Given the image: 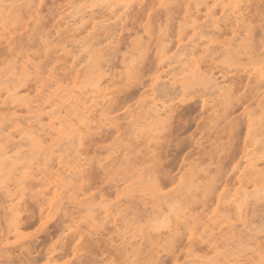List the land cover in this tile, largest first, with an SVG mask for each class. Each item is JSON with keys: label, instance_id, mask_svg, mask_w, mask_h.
<instances>
[{"label": "rangeland", "instance_id": "obj_1", "mask_svg": "<svg viewBox=\"0 0 264 264\" xmlns=\"http://www.w3.org/2000/svg\"><path fill=\"white\" fill-rule=\"evenodd\" d=\"M253 68L264 74V0H0V264H264ZM103 72L107 102L88 130L63 115L37 124L36 100ZM72 166L81 174L47 185Z\"/></svg>", "mask_w": 264, "mask_h": 264}, {"label": "bare ground", "instance_id": "obj_2", "mask_svg": "<svg viewBox=\"0 0 264 264\" xmlns=\"http://www.w3.org/2000/svg\"><path fill=\"white\" fill-rule=\"evenodd\" d=\"M82 1V0H81ZM219 1V0H218ZM80 2V1H79ZM233 2V1H232ZM218 4V3H217ZM83 5V4H82ZM115 5V4H114ZM118 7H120V9L123 11V12H125V11H127L128 10V8H129V4H120V3H117L116 4ZM115 5V6H116ZM101 6V5H100ZM108 6V5H107ZM105 7V6H104ZM98 8V7H97ZM103 8V7H102ZM87 9V8H86ZM94 9V8H93ZM107 9V8H106ZM112 9V8H111ZM114 9V8H113ZM15 10V9H14ZM91 10V9H90ZM89 10V11H90ZM99 10V9H98ZM110 10V9H109ZM211 11V10H210ZM75 12V11H74ZM86 12H88V11H86ZM85 12V10H84V13H86ZM91 13L93 12L92 10L90 11ZM79 13V12H78ZM78 13H76V14H78ZM210 13V12H209ZM209 13H208V15H209ZM221 13H224V11L221 9ZM74 14V13H73ZM72 15V14H71ZM83 15V14H82ZM76 16V15H75ZM81 16V15H80ZM110 16V15H109ZM230 16H231V21H232V24H233V26L232 27H234L235 29H233L232 31L234 32L238 27H239V25H238V21H239V18H240V13H239V5H238V3H235L234 5H232L231 7H230ZM71 17V16H70ZM76 17H78L79 18V16H76ZM208 17V16H207ZM68 18V17H67ZM77 18V19H78ZM121 18V17H120ZM119 18V19H120ZM83 20V19H82ZM73 21V20H72ZM72 21H70V22H72ZM205 21V20H204ZM102 23V22H101ZM107 23V22H106ZM103 25V27H104V23L102 24ZM106 25V24H105ZM199 25V24H198ZM101 26V25H100ZM200 26H201V24H200ZM97 27H98V25H96V29H97ZM102 27V26H101ZM101 27H100V29H101ZM79 28H81V27H79ZM105 28H106V26H105ZM197 28H199V27H197ZM10 29V28H9ZM12 29V28H11ZM10 29V30H11ZM104 29V28H103ZM196 29V28H195ZM194 29V30H195ZM200 29V28H199ZM95 30V29H94ZM14 31V30H13ZM16 31V30H15ZM91 32V31H90ZM93 32V31H92ZM95 32V31H94ZM92 33V34H95V33ZM99 32H101V31H99ZM206 32V31H205ZM83 33V32H82ZM104 33H105V31H104ZM208 33V32H207ZM85 34V33H84ZM90 34V33H89ZM98 34V33H97ZM103 34V33H102ZM202 34H204V32L202 33ZM5 35V34H4ZM88 35V34H87ZM86 35V36H87ZM99 35V34H98ZM194 35H196V32L194 31ZM92 36V35H91ZM97 36V35H96ZM211 36V35H210ZM111 37V36H110ZM88 38H89V36H88ZM93 38V37H92ZM91 38V39H92ZM206 38H207V36H206ZM54 39V38H53ZM90 39V38H89ZM94 39V38H93ZM87 41H88V39H87ZM87 41L86 42H84V44H86L87 43ZM82 42H83V40H82ZM81 42V43H82ZM94 42V41H93ZM194 42V41H193ZM68 45V44H67ZM66 45V46H67ZM87 45H90V44H87ZM93 45V44H92ZM95 45V44H94ZM93 45V46H94ZM185 45V44H184ZM190 46V45H189ZM90 47H92V46H90ZM182 47V46H181ZM73 49H74V47H72ZM84 48V46H80V49H81V51L82 50H84L83 49ZM88 48H89V46H88ZM94 48V50H95V47H93ZM186 48V47H185ZM184 48V49H185ZM191 48V47H190ZM211 48V47H210ZM72 49V50H73ZM87 49V48H86ZM92 49V48H91ZM214 49V48H213ZM222 49V48H221ZM88 50V49H87ZM180 50V49H179ZM211 50V49H210ZM215 50H216V47H215ZM219 50V49H218ZM181 51H183V49H181ZM192 50L190 49V52H191ZM87 52V51H86ZM90 52V51H89ZM186 52H188V51H186ZM185 52V53H186ZM76 53V52H75ZM81 53V52H80ZM88 53V52H87ZM226 53V52H225ZM94 54V53H93ZM135 54V53H134ZM253 54V53H252ZM251 54V55H252ZM91 56H92V53L90 54ZM260 55V54H259ZM89 56V55H88ZM173 56V55H172ZM183 56V55H182ZM253 56V55H252ZM258 57V56H257ZM79 58V57H78ZM87 58V57H86ZM91 58V57H90ZM215 58V57H214ZM213 58V59H214ZM93 59H94V57H93ZM97 59V58H96ZM175 59V58H174ZM76 60V59H75ZM80 61V60H79ZM84 61V60H83ZM173 62H174V60H173ZM74 63H75V61H74ZM80 63V62H79ZM167 63V62H166ZM130 64V63H129ZM171 64V63H170ZM63 65V64H62ZM66 65V64H65ZM127 65V64H126ZM174 65V64H173ZM67 66H68V64H67ZM101 66V65H100ZM109 66V65H108ZM128 66V65H127ZM62 67V66H61ZM95 67V66H94ZM178 67V66H177ZM56 68H57V66H56ZM67 68H69V67H67ZM109 69H111V68H109ZM108 69V70H109ZM176 69V68H175ZM181 69V68H180ZM69 70H70V68H69ZM68 70V71H69ZM74 70V69H73ZM106 70H107V68H106ZM225 70H226V68H225ZM227 71V70H226ZM253 74H254V79L255 80H262L263 78H264V74H263V68H253ZM70 72V71H69ZM167 72V71H166ZM58 73V72H57ZM55 74V73H54ZM61 74V73H60ZM93 74V73H92ZM75 76V75H74ZM36 77V76H35ZM38 77V76H37ZM73 77V76H72ZM219 77H221V76H219ZM186 78V77H185ZM190 78V77H189ZM227 79V78H226ZM175 80V79H174ZM216 81H217V79H216ZM68 82V81H67ZM220 82V81H219ZM223 82V81H222ZM2 83V82H1ZM55 83V82H54ZM155 83H157V82H155ZM3 84V83H2ZM51 84V83H50ZM211 84H213V83H211ZM49 85V84H48ZM82 85V84H81ZM165 85V84H164ZM47 86V85H46ZM162 86H163V84H162ZM212 86V85H211ZM9 87V86H8ZM208 87H209V85H208ZM222 87V86H221ZM107 88H108V84H107V74L105 73V72H103L102 73V75L99 77V79L95 82V84L94 85H92L91 86V88H83V87H80V86H78V83H77V80H76V78H71V80H70V83H67L66 84V86L65 87H62L61 85H56V87L53 89V90H51V91H49L48 92V94L47 95H45L44 97H40V99L39 100H36L34 103H35V105H34V107L35 108H37V110H35L34 111V114H35V119H36V121H37V124H39V122L40 121H42L43 120V117L45 116L46 117V120L48 121V123H49V127H50V129H53V127L55 126V123H58V121H60V119H59V117H57V115H59V116H61V115H63V118H64V120L66 121V124H70V123H73V125L74 126H77L78 127V130L79 131H82L81 129H83V130H88V127H87V120L88 119H90V117H91V114H93L94 113V117H95V112H98V111H103L104 109H105V105H106V97L108 96V93H107ZM160 88H161V86H160ZM210 88V90H211V87H209ZM219 88V87H218ZM12 89V88H11ZM154 89V88H153ZM163 89H165L164 91H166L167 90V88H164L163 87ZM224 89V86H223V88H222V90ZM155 90V89H154ZM158 90H159V88H158ZM178 90V89H177ZM177 90H176V92H177ZM196 90V89H195ZM207 90H208V88H207ZM167 91H169V90H167ZM175 91V90H174ZM190 91V90H189ZM209 91V90H208ZM213 91V90H212ZM218 91V90H217ZM217 91H213V92H217ZM158 92V91H157ZM159 92H161V91H159ZM158 92V93H159ZM170 92V91H169ZM175 92V93H176ZM179 92V91H178ZM174 93V92H173ZM174 93V94H175ZM218 93V92H217ZM172 94V93H171ZM171 94L170 93H168L167 92V94L166 95H170V97H171ZM159 95H161V94H159ZM177 95H179V93H177ZM162 96V95H161ZM164 96V95H163ZM174 96V95H173ZM172 96V97H173ZM175 96H176V94H175ZM209 96V95H208ZM207 96V97H208ZM157 97V96H156ZM155 97V98H156ZM159 97V96H158ZM209 97H211V96H209ZM37 98V97H36ZM163 98H165V96L163 97ZM163 98H162V101L161 102H163ZM176 98V97H175ZM173 99V98H172ZM171 98H170V100H172ZM167 100H168V98H167ZM169 101V100H168ZM28 105H30V104H28ZM29 107H31L32 108V105L31 106H29ZM33 107V108H34ZM161 109H162V112L164 113H160L159 114V112H160V110L161 109H159L158 110V118H161L162 116H164L167 112H166V110H165V106H161L160 107ZM152 112V111H151ZM218 112V111H217ZM148 113V112H147ZM97 115V114H96ZM251 116V115H250ZM254 116V115H253ZM114 117V116H113ZM245 117H247V116H245ZM256 118V117H255ZM28 119V118H27ZM6 120V119H5ZM11 120V119H10ZM93 120V119H92ZM98 120V119H97ZM29 121V120H28ZM94 121V120H93ZM137 121H139V120H137ZM9 122V121H8ZM19 122H21V121H19ZM34 122V121H33ZM44 122V121H43ZM92 122V121H91ZM157 122V121H156ZM6 123V122H5ZM153 123H155V122H153ZM21 124V123H20ZM40 125V124H39ZM39 125H37V129L35 130V131H40L41 130V127L39 126ZM90 126V125H89ZM104 126V125H103ZM12 127H13V125H12ZM59 127H60V125H59ZM258 128V127H257ZM4 129V128H3ZM31 129V128H30ZM72 130V129H71ZM1 131V130H0ZM46 131V130H45ZM63 131V130H62ZM3 133H4V131H3ZM31 133H32V131H30V130H27L24 134H23V136L25 137L26 135H31ZM35 134V133H34ZM53 135H55V136H57V137H61L60 136V134L57 132V133H54ZM133 137V136H132ZM73 138V137H72ZM76 138H77V140L80 142L81 141V139H82V135L80 134V133H78L77 135H76ZM14 139H15V137H14ZM19 139V138H18ZM74 140V139H73ZM65 141V140H64ZM67 141V140H66ZM18 143V142H17ZM67 143V142H66ZM258 143V142H257ZM8 145V144H7ZM13 145H15V144H13ZM63 145V144H62ZM68 145V144H67ZM10 146V145H9ZM17 145H15V147H16ZM25 145H23V147H24ZM64 146H65V144H64ZM7 147V146H6ZM66 147V146H65ZM11 148V147H10ZM60 148V147H59ZM258 148V147H257ZM15 149V148H14ZM18 149V148H17ZM60 149H62V148H60ZM72 150H73V148H72ZM74 151H75V149H74ZM102 151V150H101ZM72 152L73 151H71V153L70 154H72ZM103 152V151H102ZM246 155H248V154H245L244 155V157L246 156ZM40 156V155H39ZM43 156V155H42ZM75 155L73 154V157H74ZM27 157V156H26ZM38 157V156H37ZM41 157V156H40ZM71 158H72V156H71ZM76 158V157H75ZM79 159V158H78ZM245 161V160H244ZM35 162V161H34ZM28 163V162H27ZM33 163V162H32ZM112 163V162H111ZM37 164V163H36ZM191 165V164H190ZM70 166V165H69ZM255 166H254V163H250V162H247L246 161V163H245V167L243 168V171H241V175L243 176V175H245V174H248V172H250L253 168H254ZM61 168V170H60V172H57L54 176H53V178H52V182H48V184L47 185H52L54 188H56V186H60L65 180H67V179H72V178H76L78 175H80L81 174V172L79 171V169L77 168V166H72V167H64V168H62V167H60ZM24 169V168H23ZM29 169V168H28ZM2 175V174H1ZM185 175V174H184ZM12 177V176H11ZM184 177V176H183ZM186 177V176H185ZM237 177V176H236ZM11 179V178H10ZM45 179V178H44ZM69 181V180H68ZM70 182V181H69ZM185 183V182H184ZM243 185V184H242ZM14 186V185H13ZM62 186V185H61ZM136 186H138V185H136ZM246 188V187H245ZM180 189V188H179ZM153 191V190H152ZM168 191V190H167ZM262 191V190H261ZM56 192V191H55ZM148 192H151V191H148ZM129 193V192H128ZM160 193V192H159ZM36 194V193H35ZM34 194V195H35ZM158 194V193H157ZM259 194V193H258ZM158 195H160V194H158ZM163 195V194H162ZM187 195V194H186ZM239 195V194H238ZM132 196V195H131ZM240 196V195H239ZM134 197V196H133ZM227 197V196H226ZM241 197V196H240ZM240 197H238V200H239V198ZM244 197V196H243ZM135 198V197H134ZM137 198V197H136ZM140 198V197H139ZM163 199V198H162ZM170 200V199H169ZM184 200V199H183ZM225 200V199H224ZM12 201V200H11ZM178 201V200H177ZM149 202V201H148ZM172 202H174L173 200H172ZM171 202V203H172ZM225 202V201H224ZM135 202H132V204H134ZM137 203H139V202H137ZM140 203L142 204V202L140 201ZM139 203V204H140ZM12 204V203H11ZM140 204V205H141ZM179 204V203H178ZM220 204V203H219ZM223 204V203H222ZM135 205H137V204H135ZM224 206V205H223ZM229 206V205H228ZM66 207V206H65ZM135 207H138V206H135ZM128 208V207H127ZM132 209H134V207H131ZM183 208V207H182ZM182 208H180V209H182ZM118 209V208H117ZM139 209H140V207L139 208H137V214H139L138 212H140L139 211ZM124 210H126V209H124ZM131 210V209H130ZM135 210V209H134ZM194 210H196V209H194ZM23 211V210H22ZM123 211V210H122ZM143 211V210H142ZM141 211V212H142ZM148 212V210H145V212ZM237 211L238 212H240L241 211V208L238 206L237 207ZM26 212V211H25ZM71 212V211H70ZM27 213V212H26ZM133 213V212H132ZM143 213V212H142ZM135 214V212L132 214V215H134ZM183 214V213H182ZM14 216V215H13ZM136 216L138 217V215H136L135 214V218H136ZM186 216V215H185ZM144 217V216H143ZM146 217V216H145ZM144 217V218H145ZM148 217V216H147ZM151 218V217H150ZM180 218V217H179ZM183 218V217H182ZM138 219V218H137ZM142 219V218H141ZM181 219V218H180ZM143 220V219H142ZM141 220V221H142ZM210 220V219H209ZM138 221V220H137ZM136 222V221H135ZM181 222V221H180ZM246 222V221H245ZM253 222V221H252ZM133 224V223H132ZM164 224V223H163ZM157 225V224H156ZM242 225V224H241ZM158 226V225H157ZM171 226H173V225H171ZM236 226V225H235ZM168 227V226H167ZM181 227V226H180ZM241 227V226H240ZM116 228L118 229V226H116ZM160 229V228H159ZM166 229H168V230H166L168 233L169 232H171V230H169V228H166ZM171 229V228H170ZM236 229H238V228H236ZM133 230V229H132ZM223 231V230H222ZM234 231V230H233ZM243 231V230H242ZM133 232V231H132ZM156 232V231H155ZM181 232V231H180ZM241 232V231H240ZM115 233V232H114ZM97 235V234H96ZM115 235V234H114ZM170 235V234H169ZM15 236V235H14ZM16 236H17V234H16ZM109 236V235H108ZM107 236V237H108ZM111 236V235H110ZM109 236V237H110ZM115 236H117V235H115ZM120 236V235H119ZM97 237V236H96ZM99 237V236H98ZM97 237V238H98ZM106 237V238H107ZM245 237V236H244ZM113 238V240L115 239L114 237H112ZM136 238V237H135ZM143 238V237H142ZM217 238V237H216ZM109 239V238H108ZM138 239V238H137ZM221 239V238H220ZM227 239V238H226ZM116 240H117V238H116ZM139 240V239H138ZM145 240V239H144ZM229 240V239H228ZM119 241V240H118ZM147 241V240H146ZM116 242V241H115ZM120 242V241H119ZM122 242V241H121ZM129 242V241H128ZM220 242V241H219ZM225 242V241H224ZM231 243V242H230ZM116 244H117V242H116ZM127 244V243H126ZM119 245H122V243L121 244H119ZM146 245V244H145ZM164 245V244H163ZM222 245V244H221ZM16 247V246H15ZM226 247V246H225ZM17 248V247H16ZM232 248V247H231ZM150 249V248H149ZM218 249H220V248H218ZM223 249V248H222ZM228 249V248H227ZM159 250V249H158ZM225 250V249H224ZM240 250V249H239ZM238 250V252H240ZM151 251V250H150ZM234 251V250H233ZM122 252V251H121ZM147 252V251H146ZM213 252L217 255L218 253H217V248H214L213 249ZM224 252V251H223ZM117 253H118V251H117ZM211 253V252H210ZM221 253V252H220ZM226 253V252H225ZM171 254V253H170ZM179 254V253H178ZM207 254H209V253H207ZM234 254V253H233ZM118 255V254H117ZM237 255V254H236ZM194 257V256H193ZM192 257V258H193ZM216 257V256H215ZM215 257H214V259H215ZM220 257H222V256H220ZM133 258H135V257H133ZM152 258V257H151ZM198 258V257H197ZM203 259V258H202ZM206 259L207 258H204V260L206 261ZM36 260V259H35ZM135 260H136V258H135ZM153 260V259H152ZM212 261H213V259H211ZM210 261V260H209ZM208 260H207V262H209ZM228 261V260H227ZM234 261V260H233ZM158 262V261H157ZM190 262H193V261H190ZM196 262H198V261H196ZM207 262H204V261H200V262H198L197 264H207ZM185 264L187 263V262H184ZM237 263V262H236ZM194 264V263H193ZM210 264V263H209Z\"/></svg>", "mask_w": 264, "mask_h": 264}]
</instances>
